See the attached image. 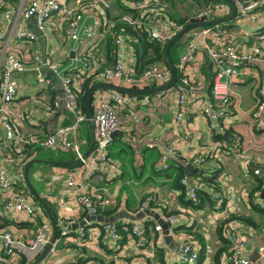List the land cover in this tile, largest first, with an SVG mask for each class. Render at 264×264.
Segmentation results:
<instances>
[{
    "label": "crops",
    "instance_id": "1",
    "mask_svg": "<svg viewBox=\"0 0 264 264\" xmlns=\"http://www.w3.org/2000/svg\"><path fill=\"white\" fill-rule=\"evenodd\" d=\"M32 1L34 0H26L24 4L23 0H0V30L6 31L7 36H12L13 29L15 32L19 29L35 31L38 36L35 41H18L13 35L9 46L26 65V71L17 75L19 90L11 105L14 120L26 138H45L73 121L74 114L62 102L59 107H53V103L56 104L60 98L59 91L64 93L62 78H70L77 92L82 90V85L88 78L100 81L98 75L109 67L105 40L111 33L112 19L122 13L121 4L139 11V17L135 21L130 14H126L124 19L140 27L149 29L159 22L177 26V21L183 20L166 14L161 3L163 0H59L62 10L40 32L32 24L34 22L25 20L20 15ZM36 1L43 4L45 0ZM191 1L198 6L210 3L203 0ZM188 4L189 9L184 20L191 9V3ZM6 10L13 13L12 24L3 17ZM74 13L83 15L81 25H88L92 29L95 36L93 41L86 39L83 32L82 41L71 40L68 35V21ZM150 13L155 14V22L150 20ZM219 18L223 17L219 15L215 19ZM211 27L214 32L212 36L196 40L197 61L186 71L199 86L197 94L189 98L187 123L181 125L176 121L179 104L175 88L153 95L150 97V104L141 103L135 107L121 108L119 118L122 136L113 138L108 149L109 158L117 168H103L102 172H97L90 178L92 188L96 190L97 198H100L99 216L110 218L122 211L137 215L142 211L143 202L150 197L152 201L148 210L158 214L160 219L167 222L166 218L170 215L179 217V222L172 224L169 229L172 240H166L163 232L154 231V226L160 223L150 216L137 221L140 225L149 223L150 244L146 249L136 247L130 233L133 221L126 218L117 221L120 235L117 244L104 233L106 223L97 221L85 223V237L82 238L79 231L88 216L77 204L78 189L67 186L69 173H74L78 185L85 180L81 165L73 162L68 164L74 165L72 167L39 164L41 173L30 175L33 166L29 170L33 189L53 209L56 223L60 218H68L79 224L69 236L59 235L54 244L55 252L47 258L60 261V264H180L179 248L184 243H191L200 256L204 251L200 264H214L215 253L223 245L218 228L221 224L231 222L234 229L247 238V256L257 264H264L259 255V248L264 245V201L260 197L264 185L257 190L259 180L264 181V131L258 129L253 120V111L264 85V10L259 12L257 23L243 19L229 22L225 27ZM197 31L184 37L176 52L177 64ZM229 37L234 40L240 53L249 54L259 49L260 55L243 63L240 72L228 78L232 94L231 113L233 111L234 114L230 118V132L238 136L239 142L224 148L212 131L211 120L203 113V102L212 95L211 74H214L215 69L214 62L207 56L206 47L223 49ZM116 47L117 61H122L125 72L136 76V55L130 37L124 36L123 44ZM82 56L90 58L89 67L83 66ZM47 57L58 63V73L45 69L47 84L41 85L37 79L36 68L38 62ZM155 87L157 86L153 85L151 88ZM110 93L97 92L94 106ZM141 118H145L144 122ZM74 138L83 153H86L88 142L84 124ZM4 142L1 135L0 160L5 157ZM150 145L154 147L151 148ZM15 146H18L15 148L21 154L23 148H19L17 144ZM36 149L37 154L33 160L71 162L64 158L73 152L61 146L47 150ZM165 149L176 151V155L169 156L168 170H164L159 162ZM128 155L129 163L125 162ZM38 156L41 158H37ZM199 156L207 158L204 173L201 174L193 166L195 170L190 174L183 167V161ZM182 169L188 177V186L197 190V204L187 197L186 191L178 182ZM254 170H260L261 174L255 175ZM17 171L16 168H9V172ZM54 176L59 179L53 181ZM32 177L35 178L34 183ZM208 179L212 180L211 184L206 183ZM203 182L207 184L204 188L201 186ZM18 187L23 188L22 185ZM219 193L225 196L224 200L218 199ZM3 200L4 194L0 191V250L1 235L4 232H12L29 245L41 223L47 220L51 222L48 212L36 199L43 210L42 214L34 218L23 213H5ZM236 218H246L249 221ZM53 238L54 229L51 241ZM2 256L12 258L13 264H21L23 259L19 254L10 257L2 253Z\"/></svg>",
    "mask_w": 264,
    "mask_h": 264
},
{
    "label": "built area",
    "instance_id": "2",
    "mask_svg": "<svg viewBox=\"0 0 264 264\" xmlns=\"http://www.w3.org/2000/svg\"><path fill=\"white\" fill-rule=\"evenodd\" d=\"M24 4L26 0H23ZM191 9L186 17V25L195 22H204L213 20L217 16L227 17L231 14L232 8L225 1L210 2L207 5L198 6L191 0ZM238 7L237 21L249 19L252 23H257L259 12L264 10V0H235ZM104 3V1H102ZM194 3V4H193ZM105 4V3H104ZM62 10V5L59 0H45L43 4H39L36 0L29 3L22 13L21 17L25 20H35V25L38 31L45 30L47 22L57 13ZM12 11L6 10L3 14L4 19L12 24ZM83 15L80 13L72 14L68 21V35L71 40L82 41L81 33L90 41H93L95 36L92 29L87 25H81ZM129 20H131L129 18ZM133 23V22H132ZM185 25V26H186ZM218 26V25H216ZM214 26V27H216ZM221 26V25H219ZM184 26L165 25L164 22H159L149 28V37L152 41L163 46L183 28ZM213 27L199 29L193 39H191L186 47L185 53L181 56L177 70L182 75L175 87L178 94L179 111L176 115V121L184 125L187 123L188 103L190 96H195L199 89L198 84L192 80L186 71L188 67L197 61L198 47L196 40L198 38L207 39L214 34ZM6 31L0 30V136L3 135L5 140L3 149H5V157L0 160V191L4 194L3 211L8 214L23 213L30 217H37L42 214V206L35 200L30 190L27 188L25 181V167L31 159H23L22 153L26 147L34 146L35 148L47 150L61 146L72 151L82 167L85 180L79 185L74 173H69L67 178V186L78 189L77 204L85 212L88 217L99 216L101 212L100 201L97 198V192L92 188L90 178L97 172H102L103 168L116 169L117 165L109 158V146L113 141L112 135L122 131V124L119 118V110L121 108H130L138 106L141 103L150 104V95L140 97L138 95H126L121 93L111 92L107 98L99 101L94 108L93 118L95 123L96 143L93 152L84 157L80 144L75 140L74 135L78 133L82 125L86 122L85 113L82 112L78 96L75 92L72 80L68 77L62 78L64 89V100L66 106L74 114L73 121L66 126H62L50 136L45 138L30 137L26 138L20 131L19 125L15 122L11 112V105L15 102L18 95L19 83L17 75L26 71V65L22 59L9 49L14 38L18 41H35L38 36L35 31L21 30L11 32L12 36H7ZM124 34L119 33L116 36V45H122L124 42ZM206 53L210 60L214 62V79L212 84V95L209 99L203 102V113L211 120V128L214 135L225 136L231 130L230 118L233 117L232 109V94L228 78L240 72L243 63L249 62L254 56L260 55V50H254L249 54L240 53L235 45L234 40L229 37L226 40V45L223 49L217 50L210 46L206 47ZM81 61L85 68L91 64L90 58L82 56ZM227 61V63H226ZM226 63V64H225ZM58 63L52 58H43L38 62L36 72L39 84L46 85L47 77L44 73L45 69H49L54 73H58ZM100 81L113 83L119 81L121 86H130L135 89L151 88L153 85L162 86L171 79V71L165 65L150 66L142 75L134 76L125 72L124 65L121 60L112 68H106L99 75ZM260 98L257 101L253 111V120L255 125L261 131H264V85L260 89ZM62 98H58L56 106L59 107ZM215 113L217 115H215ZM214 118L215 121H214ZM213 121V123H212ZM139 122V120H137ZM239 142V138L233 135L229 141L220 140V146L229 148L230 145ZM23 148L22 153L18 154L15 145ZM150 147H154L150 145ZM37 154V149L34 156ZM176 155L174 149H165L161 153L159 159L164 170L169 169V156ZM207 158L199 156L183 161V167L194 166L200 173H204V164ZM249 165V163H248ZM18 169L17 172H9V168ZM255 175H260V170H254ZM59 177L54 176L53 181ZM180 184L183 190L186 191L187 197L197 204V190L188 186V177L184 176ZM23 186L19 188L18 186ZM204 188L207 186L205 182L201 184ZM102 191V190H101ZM106 191V189H103ZM222 193L218 194V199L224 200ZM152 199L149 197L143 202L142 210L148 209ZM264 208V204H263ZM167 222L177 224L179 217L170 215L166 218ZM85 223L89 221L85 219ZM59 235L62 237L69 236L74 228L78 227L77 221L60 218L57 222ZM154 231L162 233L161 224L154 226ZM53 225L50 221L41 223L36 231L35 237L31 244H26L19 236L12 232H4L1 235L2 247L0 250V264H13L12 258L8 259L2 256V253L13 257L19 254L24 257L26 264H33L44 252L46 247L51 243ZM80 236L85 237L84 226L80 228ZM104 233L109 236L116 244L120 241L117 222L104 224ZM130 233L135 241L138 249H146L149 244V228L147 224L140 225L137 222H132L130 225ZM222 237L229 242V249L221 254V264H257L252 261L246 254L248 246L247 238L239 234L233 227L231 222L224 223L222 226ZM55 252V248L50 251V254ZM260 259L264 261V245L259 248ZM200 258L199 251L191 244L184 243L178 250V261L180 264H196ZM39 264H60V261H53L45 258Z\"/></svg>",
    "mask_w": 264,
    "mask_h": 264
},
{
    "label": "water",
    "instance_id": "3",
    "mask_svg": "<svg viewBox=\"0 0 264 264\" xmlns=\"http://www.w3.org/2000/svg\"><path fill=\"white\" fill-rule=\"evenodd\" d=\"M222 1L229 3L231 8H232V12L229 16L219 18V19L208 20V21H204V22H195V23L187 24L167 43L165 56H166L167 66L169 67V69L171 71V79L168 82H166L165 84H163L162 86H158L155 88L135 89L133 87L126 86V85L121 86V83L119 81H115L113 83H108V82H104V81H97L91 85V87L89 88V90L86 94L85 102H84V113L86 116L87 126H88L89 131H90L91 145H90V148L88 149V151L86 153H84V157H88L91 154V152L94 149L95 143H96L95 123H94L93 112H92V104H93L95 94L99 91H110V92L121 93V94H126V95L144 96V95H155V94H159L161 92H167L169 90H172L177 85V83L179 81V75H178L176 65L172 62L171 56H170L172 47L175 44L180 43L187 34L193 32V31H196V30H199L202 28L211 27V26L221 25V24H225V23H229V22H234L237 19L238 7H237L235 0H222ZM31 22H34L32 24L34 25V27H36L35 20L32 19ZM58 79H59V81H61L60 78H58ZM59 92L61 93L60 97L62 98L61 104L63 106H66V102L64 100V93H63V91H59ZM118 136H122V132H118V133H115L112 135L113 138L118 137ZM69 163H72V162L31 160L30 162L27 163V165L25 167L24 175H25V181L27 183V186H28L31 194L34 196V198L48 212V214L51 218L53 229H54L53 240L46 247L43 254L33 264H39L41 261H43L50 254L51 249L53 248L54 244L56 243V240L59 237V229H58L56 221L53 218V215L50 212L49 206L40 197V195H38L35 192V190L33 189L31 182L29 180V170L33 164L68 165ZM73 163H79V160H76ZM186 170H187V172H189L191 174L194 172L195 168L193 166H189V167H186ZM260 197L264 201V187H263V190L260 194ZM147 216L154 217L161 224L162 229H163V233L166 237V240H168V241L172 240V237L170 238V236H169L170 235L169 229L171 228L172 224L170 222H165L163 219H160V216L158 214H154L153 212H151L148 209L142 210L137 215H131L126 211H122V212L115 214L114 217L105 218L103 216H92V217H88L87 220L89 222L97 221L100 223L108 224V223L117 222L118 220H121L123 218L129 219L133 222H137V221L145 219ZM84 225H85V222L83 224H81V226H84Z\"/></svg>",
    "mask_w": 264,
    "mask_h": 264
},
{
    "label": "trees",
    "instance_id": "4",
    "mask_svg": "<svg viewBox=\"0 0 264 264\" xmlns=\"http://www.w3.org/2000/svg\"><path fill=\"white\" fill-rule=\"evenodd\" d=\"M205 2H215V1H222V0H203ZM121 9V15L118 17H114L112 19L113 21V26L111 28V33L110 35L106 38L105 42V47H106V52H107V56L109 58V67L108 68H112L117 64V47H116V42H115V38L119 33L124 34L127 37H130L133 45H134V51H135V55H136V76H140L142 75L150 66L153 65H165L167 66L166 63V56H165V51H166V46H163L157 42H154L150 39L149 37V29L146 28L145 26L140 27L137 26L135 24H132L128 21H126L124 19L126 14H130L131 18L133 21H135L138 17H139V11L136 9H132L129 7H125L121 4L120 6ZM109 16L111 17V13L109 12ZM227 24V23H226ZM226 24H222V27H225ZM177 26H185L186 25V20H178L177 21ZM181 45V43H177L175 44L172 49H171V60L175 65H178V59H177V49L178 47ZM105 70V69H104ZM178 71V70H177ZM178 75L179 78H181V74L178 71ZM211 83L213 84V79H214V74H211ZM96 81L92 80V78H88L84 84L82 85V90L80 92H77L75 87V92L78 96L79 102H80V107L82 109V112L84 113V102H85V97L86 94L89 90V88L91 87L92 84H94ZM73 84V83H72ZM176 87V86H175ZM174 87V88H175ZM153 95H150V97H152ZM143 97V96H140ZM53 107H55V102L53 103ZM92 112H94V100H93V104H92ZM84 128H85V135L87 138V147L86 149L88 150V148L91 145V137H90V132H89V128L87 126V122L84 123ZM233 135L231 132H229L227 135L225 136H217L216 139L217 140H221L224 139L226 141H229L230 138L232 139ZM35 149L31 148V147H26L24 152L22 153V157L23 159H32L33 155H34ZM93 152V151H92ZM36 158V157H35ZM37 158H41V157H37ZM64 160H69L71 162H75L77 160L76 155L73 154H69L66 158H64ZM80 164V163H79ZM74 165H68L67 167H72ZM203 174V173H201ZM185 176V170L182 169V174L180 175V177L178 178V182L180 183L181 179ZM212 180L208 179L206 180V183L211 184ZM181 185V184H180ZM264 185V181L263 180H259V187L257 190H260ZM182 186V185H181ZM51 208V207H50ZM51 212L54 216V218L57 220L56 218V214L53 211V209L51 208ZM236 219H241L244 221H249L246 218H236ZM147 226L149 227V223H147ZM222 226L223 224H221V226H219L218 228V233L220 238L223 241V245L220 249L217 250V252L215 253L214 256V264H221V254L229 249V242H227L223 237H222ZM121 228V226H119V229ZM201 256L198 260V263L196 264H200L203 261V252H201ZM21 264H26V260L23 257Z\"/></svg>",
    "mask_w": 264,
    "mask_h": 264
},
{
    "label": "rangeland",
    "instance_id": "5",
    "mask_svg": "<svg viewBox=\"0 0 264 264\" xmlns=\"http://www.w3.org/2000/svg\"><path fill=\"white\" fill-rule=\"evenodd\" d=\"M186 1L190 0H163L161 3L163 5V8L165 9V13L168 14L169 16L173 15L174 18H179V19H184L186 13L188 12L189 9V4ZM152 15V16H151ZM150 20L154 21L156 20V16L154 13H150ZM160 16H158L157 19H159ZM181 44L183 43V40L180 42ZM142 121L144 122L145 118H141ZM130 156L126 157L127 163H129ZM33 167L30 170V175L33 173H41V165L39 164H33ZM32 182H35V178H31Z\"/></svg>",
    "mask_w": 264,
    "mask_h": 264
}]
</instances>
